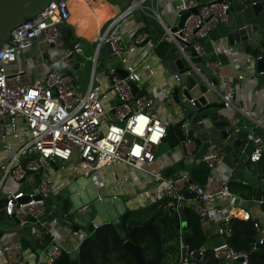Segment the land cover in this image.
<instances>
[{"label":"built area","instance_id":"1","mask_svg":"<svg viewBox=\"0 0 264 264\" xmlns=\"http://www.w3.org/2000/svg\"><path fill=\"white\" fill-rule=\"evenodd\" d=\"M158 1L130 0L121 11L103 20L89 37H83V40L69 38L67 44L57 23L68 18L69 1L50 0L37 14L12 27L0 44V197H5L0 213L16 219L15 226L21 229L29 227L31 237L38 242L49 239L41 261L43 264H51L62 250L59 236L62 228L50 215L45 196L60 189L62 183L55 174L63 170L89 176L106 192L116 180L107 179L104 174L97 177L105 168L121 166L120 181L123 182L136 178L135 173L144 174L150 187L144 198L128 203L127 207L155 205L178 215L179 209L187 206L200 223L213 215V219L219 222L216 229L223 241L212 245L210 250L212 256L221 262L248 264L247 252L234 250L226 241L230 234V217L252 220L253 227L260 233L252 248L262 242L264 225L248 211L237 207L227 177L220 173L223 151L219 143L209 142L199 158L209 168L210 180L206 184L192 181L185 169L165 173L149 167L156 162L154 149L166 132L164 117L153 111V98L141 86L143 78L154 73L152 59H159L154 51L156 43L147 45V24L140 29L122 30L116 25L134 13L150 15L162 29L159 41L165 39L172 50L198 73L188 53L191 50L195 54L203 53L202 39L218 23L226 20L227 7L224 1L174 0L173 13L177 17L181 12L186 15L181 25L172 29L176 23L160 13ZM261 34L264 36V29ZM32 43L36 47L40 43L46 44L43 50L37 47L40 60L37 64L30 52ZM105 44L109 50L103 57L101 49ZM83 47L90 52L84 53ZM219 50L228 54L235 48L226 44ZM79 56H83V60H79ZM260 56L244 52L243 66L252 65ZM69 58L77 61L76 69H80L84 62L88 64L87 81L82 90L71 73L64 74L59 69L61 63H68ZM112 58L118 60L124 76L115 71V66L109 65ZM97 64L101 67L97 68ZM205 64L218 80L212 89L225 108L232 112L235 123V111L243 112V109L234 104L232 84L243 79V75L227 77L218 60H208ZM169 73L170 83L156 86L160 98L176 106L172 89L180 84V79L178 73ZM128 80L134 82V90ZM176 107L183 135L179 148L183 146L187 155L195 154L197 145L186 114L182 108ZM243 138L245 147L251 145L248 152L244 148L245 158L257 160L263 148L261 137L253 131H246ZM87 234L82 231V237L74 242L75 249ZM197 251L201 253V250ZM20 252L18 240H0V258L5 263L16 261ZM177 264H193V252L185 251L181 258L179 251Z\"/></svg>","mask_w":264,"mask_h":264},{"label":"water","instance_id":"2","mask_svg":"<svg viewBox=\"0 0 264 264\" xmlns=\"http://www.w3.org/2000/svg\"><path fill=\"white\" fill-rule=\"evenodd\" d=\"M49 1L0 0V44L12 27L37 14ZM215 1L227 3L225 20L228 23L227 43L231 45L238 43L244 52L253 56L261 54L260 50L264 47V37L261 36V31L264 29V0ZM192 10H195V8H192ZM135 15L141 16L139 13H135ZM185 15L186 12L180 13L176 26H173L172 29L181 25ZM144 17L146 19L145 24L148 25L149 30L153 31L154 36H151V39L156 42V39L162 34V29L152 20L150 15ZM57 28L61 31L67 44L69 38L76 37L74 28L65 21L58 22ZM108 50L109 48L105 44L101 49V55L106 57ZM188 54L191 62L198 68V73L190 68L184 58L179 56L175 50H172L171 46L168 47L162 58L165 59L167 71L176 72L179 75L180 84L172 89L173 101L176 106L182 108L185 112L188 127L197 145L195 154L191 155L185 154L184 147L181 146L182 161L197 164L209 142H226L232 144L235 148L239 147L241 143L240 134L244 130V126H234L235 123L231 115L225 109L216 91L211 87L217 86V77L205 64V61L210 59V53L195 54L191 50ZM44 56H46L45 53ZM69 62H72V64L69 65ZM254 63L255 77L264 87V57L261 55L255 59ZM109 65L115 66V71L119 75H125L117 59L112 58L109 60ZM76 66L77 61H74V58H69L68 63H61L59 69L64 74H69L72 69H76ZM128 84L133 90L135 89L133 81L128 80ZM254 133L261 137V143L264 146V124L256 122ZM26 171L31 172L30 169H26ZM4 200L5 197H0V209L4 204ZM45 201L49 205L50 215L54 216L55 223L61 228L68 231L84 229L88 233H91L96 226L103 222L116 223L120 214L126 209L124 200L119 194L108 195L106 190H101L89 176L74 174H71V177L56 192L48 193L45 196ZM178 218L181 244L180 256L182 258L186 251L185 237L188 233L182 209L178 211ZM12 221L14 222L13 230L18 232V227L15 226L16 219ZM20 234L23 238L32 239L34 243H38L35 238L31 237L29 227H23ZM259 235L260 233L256 232L254 240H257ZM122 244L134 256L137 264H147L142 253L143 243L135 244L125 240ZM67 256L69 259L68 264H79L75 248L67 251ZM198 256L199 252L195 251L193 253V264H197Z\"/></svg>","mask_w":264,"mask_h":264},{"label":"crops","instance_id":"3","mask_svg":"<svg viewBox=\"0 0 264 264\" xmlns=\"http://www.w3.org/2000/svg\"><path fill=\"white\" fill-rule=\"evenodd\" d=\"M129 1L130 0H108L107 7L110 17L121 11ZM198 1L202 2L205 0ZM158 3L160 13L162 15L164 13L169 21L176 23L178 17L173 13L174 0H164V2L163 0H159ZM163 4L165 5V9L163 8ZM144 16L145 15H141L139 17L134 13L131 16L121 19L116 26L121 30L140 29L146 23ZM65 22L71 24L73 27L75 19L72 21L67 19ZM227 24L226 21L218 23L209 31L208 35L202 39L203 53H210L209 61L218 60L220 62L221 70L224 75L227 77H232L237 74L243 75V79L236 80L237 82L232 84L234 85V104L237 108L243 109V112L235 111L234 113L237 117L234 126H244V130L240 134L241 143L237 148L230 143H219L223 151V166L219 167V170L223 176L227 177V181L232 183L233 189H229L231 193L236 196L235 202L237 207L248 211L251 217L264 225V217L260 209V203L264 202V174L259 176L256 172L252 171L249 166L243 163L245 159L244 132H254L256 122L264 124V87H262L260 81L255 77V61L250 66H243L242 58L244 56V51L238 43L232 44L235 50L231 53L227 54L219 50L220 47L228 44L226 41V34L228 32ZM152 33V30H148L149 40L147 45L149 46L159 42L158 38L156 42L152 41L151 36H154ZM80 34L81 35L76 33L74 29V35L78 38L89 37L92 33L87 29H83ZM261 36L264 37L262 34ZM260 53L264 57V47L261 48ZM152 61L155 69L154 73L144 77L141 86L143 90L153 98V111L164 117L166 132L160 143L154 149L156 162L149 165V167L151 169L158 168L162 172L185 169L188 171L192 181L199 184H206L210 180L209 168L202 161L199 160L197 164L191 162L184 163L182 161L179 143L183 135L178 125V108L174 104L167 103L161 99L156 86V84L167 86L170 83V73L165 67V59L161 57L159 59H152ZM87 76L86 79L82 78L81 81L77 82L80 90L84 88ZM100 82L102 83L104 81L100 80ZM104 83H106V81ZM225 109L231 115L232 112L227 108ZM179 160H181L182 165H180ZM122 172L123 168L119 165H115L105 168L97 177L104 174V177L107 179H115V183L110 184L108 187L109 189L107 188V193L119 194L126 206L130 202L134 203L135 200L144 198L147 189L150 187V183H148L144 174L140 172L135 173L137 176L136 178L131 177L126 182L120 181V173ZM55 177L63 185V183L71 177V174L69 171L63 170L55 174ZM245 185H247V188ZM240 187L241 189H239ZM239 190L245 193L248 191L249 194L242 195L239 193ZM126 208L128 207L126 206ZM0 218H4L0 219V240H18L21 245V252L17 260L10 264H43L41 261L49 246V239L36 244L32 239L27 240L21 236V228L18 227V232L13 230L12 227H14V222L12 219L4 215H0ZM213 218L214 216L210 215L206 221L200 223L202 231L206 236L205 246L209 248L223 241V236L218 233L216 229L219 222L215 221ZM8 219L11 221L10 224H8ZM46 225L49 226V223L46 222ZM56 227L57 229L59 228V226ZM82 231H84V229H80L77 233H73L71 230L68 231L62 228L59 231L62 250L67 252L73 249L74 242H76L78 237H82ZM0 264L7 263L0 258ZM219 264L225 263L220 261Z\"/></svg>","mask_w":264,"mask_h":264},{"label":"trees","instance_id":"4","mask_svg":"<svg viewBox=\"0 0 264 264\" xmlns=\"http://www.w3.org/2000/svg\"><path fill=\"white\" fill-rule=\"evenodd\" d=\"M168 47V42L162 39L155 44L154 51L161 58ZM250 148L251 145L247 144L245 151L248 152ZM179 163L182 165L181 160ZM243 163L260 176L264 172V146L257 160L250 161L245 158ZM165 173L167 172L165 171ZM228 186L233 189L231 182H228ZM245 186L247 188V185ZM239 193L242 195L249 194L248 191L245 193L241 190ZM146 209L147 213L143 217H133L132 212L134 210L126 208L116 223L108 221L96 226L91 233L79 241L76 247L78 263L137 264L134 256L122 244L123 241L129 240L135 244L143 243L142 253L147 264H177L180 251L178 215L171 210L155 205H150ZM260 209L264 217V202L260 203ZM182 210L188 231L185 237L186 252L192 251L194 253L201 250L197 264H219L220 261L212 256L210 248L205 246L206 236L202 231L197 215L187 206H184ZM228 226L230 234L226 238L227 243L234 250L246 251L248 264H264V236L262 242L255 244L252 248L256 233L252 220L230 217ZM68 262L67 252L61 250L51 264H68Z\"/></svg>","mask_w":264,"mask_h":264},{"label":"bare ground","instance_id":"5","mask_svg":"<svg viewBox=\"0 0 264 264\" xmlns=\"http://www.w3.org/2000/svg\"><path fill=\"white\" fill-rule=\"evenodd\" d=\"M70 14L68 20H80V25L73 24L75 32L79 35L83 29L93 33L104 20L105 16L109 15L108 0H68ZM66 19V20H67Z\"/></svg>","mask_w":264,"mask_h":264},{"label":"rangeland","instance_id":"6","mask_svg":"<svg viewBox=\"0 0 264 264\" xmlns=\"http://www.w3.org/2000/svg\"><path fill=\"white\" fill-rule=\"evenodd\" d=\"M109 18H110V15L105 16V20H107ZM75 24L79 25L80 24V20L79 19H75ZM37 47H39V49L43 50L46 47V44L45 43H40ZM37 47H36V45L34 43H32L31 46H30V52H31V55H32L33 62L35 64H37L40 61L39 57L37 55V53H38ZM83 51L86 54L90 52V50L88 48H86V47H83ZM79 60H83V56H79ZM100 67H101V64H97V68H100ZM87 72H88V64H87V62H84V64L81 66L80 69H75V70L72 69L71 70V75L73 76L75 81L78 82V81H81L82 78L86 79ZM20 187H23V183H20ZM131 209L134 210L132 212L133 217H143L147 213L146 212V210H147L146 208L132 207ZM0 219H4V218H0ZM8 221H9L8 224H10L11 221L9 219H8Z\"/></svg>","mask_w":264,"mask_h":264}]
</instances>
